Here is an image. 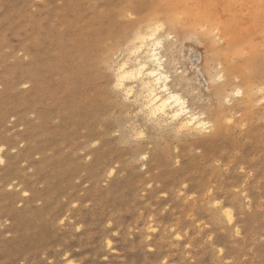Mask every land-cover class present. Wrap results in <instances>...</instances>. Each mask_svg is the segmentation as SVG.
<instances>
[{
  "label": "rangeland",
  "instance_id": "rangeland-1",
  "mask_svg": "<svg viewBox=\"0 0 264 264\" xmlns=\"http://www.w3.org/2000/svg\"><path fill=\"white\" fill-rule=\"evenodd\" d=\"M260 2L0 0V264H264ZM148 48L203 130L118 83Z\"/></svg>",
  "mask_w": 264,
  "mask_h": 264
},
{
  "label": "bare ground",
  "instance_id": "bare-ground-1",
  "mask_svg": "<svg viewBox=\"0 0 264 264\" xmlns=\"http://www.w3.org/2000/svg\"><path fill=\"white\" fill-rule=\"evenodd\" d=\"M262 2V0H261ZM260 2V3H261ZM197 4V3H196ZM208 5V4H207ZM212 5V4H211ZM235 5V4H234ZM260 6V5H259ZM262 6V5H261ZM256 7V6H254ZM264 7V6H263ZM262 7V8H263ZM257 8V7H256ZM198 9V8H197ZM204 9V7H203ZM255 9V8H254ZM261 9V8H260ZM259 9V11H260ZM201 10V9H200ZM250 10V9H249ZM253 10V9H251ZM256 11H258L257 9H255ZM206 11V10H204ZM216 11V10H215ZM255 11V12H256ZM258 11V12H259ZM201 13L203 11H200ZM256 12V13H258ZM262 12H264L262 10ZM261 12V13H262ZM228 14V13H227ZM249 14V13H248ZM251 14V13H250ZM253 14V13H252ZM199 15V14H198ZM203 15V14H202ZM256 15V14H255ZM259 15V14H258ZM213 17V16H212ZM253 17H255L253 15ZM252 17V20L254 19ZM264 17V16H263ZM203 18V17H202ZM232 19V18H231ZM257 19V18H255ZM254 19V20H255ZM211 20V19H210ZM230 21V20H229ZM152 22V21H151ZM150 22V23H151ZM164 22V21H163ZM162 22V23H163ZM149 23V24H150ZM148 24V25H149ZM161 24V23H160ZM159 24V25H160ZM165 24V23H163ZM264 24V23H263ZM162 25V24H161ZM220 25V23H219ZM155 26V25H154ZM228 26V25H227ZM263 26V25H262ZM256 27V26H255ZM148 28V27H146ZM151 28V27H150ZM156 29L158 28V26L155 27ZM153 29V28H152ZM140 31V30H139ZM154 31V30H153ZM143 32V31H142ZM155 32V31H154ZM145 33V32H143ZM149 33V32H148ZM146 33V34H148ZM145 34V35H146ZM156 34V33H155ZM259 35V34H258ZM263 35V34H262ZM150 36H153V33L150 34ZM155 38V37H153ZM260 38V37H259ZM134 39V38H133ZM136 39V38H135ZM137 39L139 40L138 42H140V44H143L144 40H145V37L142 35V34H139ZM235 40V39H233ZM237 40V39H236ZM239 41V40H238ZM147 42V41H146ZM153 42V41H152ZM150 42V43H152ZM262 42V48L263 50L259 51L260 48L257 49V47H255L253 49H251L252 51V60L254 61V63L252 64V73H253V76L255 78H260V77H263L264 76V57L261 58L260 60H257L258 59V56L260 53H262L264 55V35L262 36V40L260 41ZM239 43V42H238ZM145 44V43H144ZM143 46H146V44ZM252 44V43H250ZM153 46H157L158 43L157 42H153L152 44ZM238 46V45H237ZM235 46V47H237ZM137 47V46H136ZM140 47V46H139ZM147 48V47H146ZM240 48V47H239ZM247 48V47H245ZM249 48V47H248ZM251 48V47H250ZM235 49V48H233ZM241 50V49H240ZM248 51V50H246ZM235 53H237L238 51H234ZM249 53L250 50H249ZM145 58H144V61L142 62H137L136 66L132 69H128V68H125L123 65L120 67V69L118 70L119 72H117V81L119 84L122 85V83L127 80V79H130V78H134V77H137L138 78V81L140 82L141 86L147 91V98H146V108L148 109V113L152 116H159L161 118H163L162 116H168L170 115L171 116V120H174L176 121L178 124H180V126L182 128H187V127H190V128H194V129H197V128H205V123L200 121V119L198 120L197 118L191 116V115H188L187 117L185 116V118H182V115H184V112L186 111V108L184 107V103L179 100H175L173 99V97H178L176 96L175 94H172L171 92H169L166 84H165V80H166V77L164 76L163 73L160 72V68H161V64H160V58L158 56V53H157V50L154 48V49H146L145 50ZM148 63H151L154 67H157V69H153V68H150L148 67ZM151 66V65H150ZM250 67V66H249ZM226 68V67H225ZM228 69L227 70L228 72H234L238 69H235V68H231L230 66H228ZM231 72V73H232ZM239 72V71H238ZM153 73H155V75H153ZM246 73V72H244ZM231 77V76H229ZM247 77V76H246ZM216 78V77H215ZM235 78V77H234ZM264 79V78H263ZM229 80V79H228ZM228 80H227V83H228ZM244 80V79H243ZM230 82V81H229ZM248 81H244L243 83H245ZM250 82V81H249ZM258 83V82H257ZM118 84V85H119ZM225 85V84H224ZM259 85V84H258ZM248 86V85H247ZM156 87L159 89V94L156 93ZM245 89H246V86H244ZM249 87V86H248ZM247 87V88H248ZM254 88H257L254 86ZM253 88V89H254ZM249 89V88H248ZM248 89L246 91H248ZM252 89V88H251ZM251 89H249L251 92ZM263 90V89H262ZM245 91V92H246ZM126 92V91H125ZM253 93V91L251 92V94ZM262 93V92H260ZM264 94V93H263ZM247 95V94H246ZM250 95V94H249ZM255 95V94H254ZM146 96V95H145ZM188 112V111H187ZM151 117V116H149ZM168 118V117H167ZM214 120H216L214 118ZM213 120V121H214ZM211 121V122H213ZM202 129V130H203Z\"/></svg>",
  "mask_w": 264,
  "mask_h": 264
},
{
  "label": "snow or ice",
  "instance_id": "snow-or-ice-1",
  "mask_svg": "<svg viewBox=\"0 0 264 264\" xmlns=\"http://www.w3.org/2000/svg\"><path fill=\"white\" fill-rule=\"evenodd\" d=\"M153 75H155V73H153ZM173 99H175V100H179V98H178V97H173Z\"/></svg>",
  "mask_w": 264,
  "mask_h": 264
}]
</instances>
